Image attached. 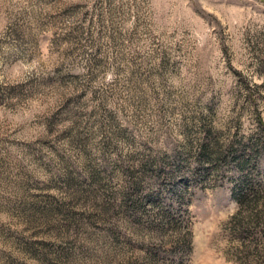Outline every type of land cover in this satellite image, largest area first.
I'll return each mask as SVG.
<instances>
[{
    "label": "rangeland",
    "instance_id": "1",
    "mask_svg": "<svg viewBox=\"0 0 264 264\" xmlns=\"http://www.w3.org/2000/svg\"><path fill=\"white\" fill-rule=\"evenodd\" d=\"M0 264H264V0H0Z\"/></svg>",
    "mask_w": 264,
    "mask_h": 264
}]
</instances>
